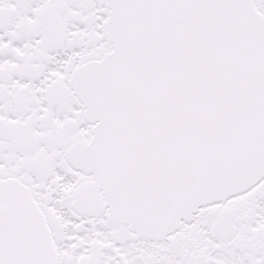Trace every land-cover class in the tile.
Returning a JSON list of instances; mask_svg holds the SVG:
<instances>
[{"label":"snow or ice","instance_id":"1","mask_svg":"<svg viewBox=\"0 0 264 264\" xmlns=\"http://www.w3.org/2000/svg\"><path fill=\"white\" fill-rule=\"evenodd\" d=\"M0 264H264V0H0Z\"/></svg>","mask_w":264,"mask_h":264}]
</instances>
